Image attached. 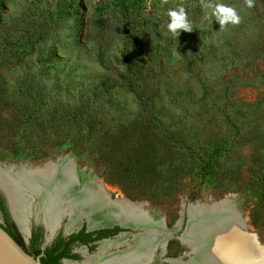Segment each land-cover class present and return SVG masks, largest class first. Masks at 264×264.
<instances>
[{
  "label": "rangeland",
  "instance_id": "rangeland-1",
  "mask_svg": "<svg viewBox=\"0 0 264 264\" xmlns=\"http://www.w3.org/2000/svg\"><path fill=\"white\" fill-rule=\"evenodd\" d=\"M130 1L0 0V149L33 150V164L71 153L113 197L165 217L169 255L194 250L179 239L191 205L223 198L264 248V0ZM209 3L240 23L221 28ZM180 7L192 29L174 35ZM221 137L234 143L216 179L191 175L200 145ZM68 138L83 157L54 152ZM0 220L26 248L1 190Z\"/></svg>",
  "mask_w": 264,
  "mask_h": 264
},
{
  "label": "bare ground",
  "instance_id": "bare-ground-1",
  "mask_svg": "<svg viewBox=\"0 0 264 264\" xmlns=\"http://www.w3.org/2000/svg\"><path fill=\"white\" fill-rule=\"evenodd\" d=\"M71 156L67 154L56 161L48 160L40 166L0 163V190L20 228L27 232V219L34 204L32 194L35 193L51 232L59 227L66 215L69 230L78 227L85 217L89 226L122 222L150 229L145 234H137L134 246L126 252L102 256L97 264H137L147 260L152 247L168 228L165 217L140 204L146 205L144 201H132L124 195V198L113 197L104 183L85 174L91 172L68 158ZM27 188L32 193L27 194ZM223 199L216 202L217 205H191L192 218L183 238L193 245L194 259L172 258V264H264V248L256 237L245 233V219L236 209L239 207L229 200L223 202ZM215 208L220 211L215 213ZM128 234L123 233L113 242L104 243L101 250L123 244ZM203 244L204 247H199Z\"/></svg>",
  "mask_w": 264,
  "mask_h": 264
},
{
  "label": "flooded vegetation",
  "instance_id": "flooded-vegetation-1",
  "mask_svg": "<svg viewBox=\"0 0 264 264\" xmlns=\"http://www.w3.org/2000/svg\"><path fill=\"white\" fill-rule=\"evenodd\" d=\"M0 160L6 162H20L2 159ZM34 205L35 204H33L32 214L30 216L29 232H26L27 247H24V249L31 255L39 257L42 264H80L81 256L85 257V260L82 262V264H97L102 256L109 257V255L114 254L115 252H125V250H127V248L131 246L133 242H135L132 234L125 240V244L123 243L119 246H112L105 250H101V247L104 243L113 242L123 234H120L121 231L127 230H124V228L117 224L113 226L89 228L87 217V220H84L86 221V224H84L83 221V224L80 227H77V229L68 233L69 217L66 215L61 220L59 227L54 232H51L45 221V212L43 210V206L37 204L35 207ZM2 225L8 229V231H10L9 228L5 226V224ZM116 227L121 228V230L110 234L107 233L106 235H103L105 232H99L100 230L115 229ZM167 227L169 228V225H167ZM88 232H92V234L86 235ZM73 236H75V239L71 241ZM163 237L164 233L160 236L157 244L152 247L151 251L149 252L148 257L150 260L144 264H172L170 261L172 258L179 257L180 261H183V258H188V248L185 252L179 253L176 256H173V253L169 255L168 247L166 244H162ZM179 239L181 240V235H179ZM181 242L183 243L182 240ZM80 248L81 250H79Z\"/></svg>",
  "mask_w": 264,
  "mask_h": 264
},
{
  "label": "trees",
  "instance_id": "trees-1",
  "mask_svg": "<svg viewBox=\"0 0 264 264\" xmlns=\"http://www.w3.org/2000/svg\"><path fill=\"white\" fill-rule=\"evenodd\" d=\"M134 2L138 3L140 0H133ZM74 3L75 0H72ZM118 3L122 7V10L129 11L130 10V0H118ZM19 50L18 53L26 52V47L24 45L18 46ZM234 140H230L225 137L217 138L215 140L207 142L205 145L199 147L198 152L196 155L195 163L192 165L190 169L191 175H196L202 178L203 180L208 179H216L217 175L220 172V162L226 156L227 152L231 149ZM78 141L74 138L62 139L53 143V149L56 153H62L66 148H69L76 152L78 157H83V154L79 152L77 149ZM33 150H26L22 148H12V149H0V159L8 160V161H23L30 159ZM83 153L88 154L87 150L84 149ZM257 183V182H253ZM176 186L172 184H167L164 186L165 190L168 191H175ZM8 230V229H6ZM121 228L116 227L115 229H104L100 230L99 232L107 233H114ZM10 234L13 236L12 232L9 231ZM92 232L86 233V235H91ZM75 239V236L71 238V241ZM87 241V240H85Z\"/></svg>",
  "mask_w": 264,
  "mask_h": 264
},
{
  "label": "water",
  "instance_id": "water-1",
  "mask_svg": "<svg viewBox=\"0 0 264 264\" xmlns=\"http://www.w3.org/2000/svg\"><path fill=\"white\" fill-rule=\"evenodd\" d=\"M67 154H71L69 152L64 153L62 156H58V157H54L52 159H47L39 164H33L29 161H20V162H6V161H1V164H4L6 166H14V165H45L46 162L48 160H59L61 157L66 156ZM72 155V154H71ZM73 156V155H72ZM75 162L77 163L76 158L73 156ZM82 168V167H81ZM83 169V168H82ZM85 169V168H84ZM86 171V169H85ZM32 193V190L27 188L26 193ZM32 199L34 202V206L37 205V203L39 202L37 196L35 197L34 195H36L35 193L32 194ZM220 200V199H219ZM187 215H188V221L186 223L185 229L183 231V233L181 234V240H183V237L185 236V234L187 233V229H188V224L191 220L188 210H187ZM83 219H81V224L78 226L80 227L83 224ZM182 220H179V223H181ZM29 222H30V218L27 219V233L29 232ZM119 225L122 228H124V230L127 231H121L120 234L122 233H129L128 236L133 234V239L135 238V236L137 234H145L147 232L150 231V229L148 227H144V226H129L126 224H123L122 222H114L112 224H106V225H97L94 227H101V226H113V225ZM179 225V224H178ZM89 228H91L92 226H89ZM170 230L169 228H166L165 231ZM127 236V238H128ZM135 241V239H134ZM259 241V240H258ZM260 242V241H259ZM135 244V242H133V244L131 246H129L127 248V250H129L131 247H133ZM263 245V244H261ZM264 246V245H263ZM188 247V246H187ZM125 250V252L127 251ZM118 253V252H117ZM188 254V258L186 260H188L191 257V250H188L187 252ZM193 256V255H192ZM175 258H179V257H175ZM150 259L148 258L147 260L141 261L137 264H144L145 262H148ZM169 260V259H168ZM0 264H42V262L40 261L39 257H35L33 255H31L30 253H28L25 249L24 246H22L20 243H18L14 237L10 234V232L8 230H6V228L2 225V221L0 220ZM171 264V263H169Z\"/></svg>",
  "mask_w": 264,
  "mask_h": 264
},
{
  "label": "clouds",
  "instance_id": "clouds-1",
  "mask_svg": "<svg viewBox=\"0 0 264 264\" xmlns=\"http://www.w3.org/2000/svg\"><path fill=\"white\" fill-rule=\"evenodd\" d=\"M245 3L249 8L254 6L253 0H245ZM206 7L212 8V15L215 16L221 28L228 24L235 25L240 23V16L231 6L209 3ZM167 15L170 17L167 27L174 35H178L180 30L191 31L192 28L188 23L187 13L183 7H180L179 10L170 9Z\"/></svg>",
  "mask_w": 264,
  "mask_h": 264
}]
</instances>
